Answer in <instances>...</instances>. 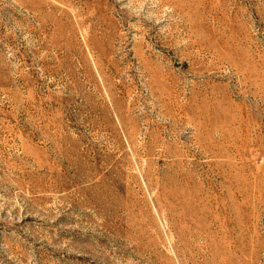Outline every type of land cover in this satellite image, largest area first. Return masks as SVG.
I'll use <instances>...</instances> for the list:
<instances>
[{
    "label": "rangeland",
    "instance_id": "374dc122",
    "mask_svg": "<svg viewBox=\"0 0 264 264\" xmlns=\"http://www.w3.org/2000/svg\"><path fill=\"white\" fill-rule=\"evenodd\" d=\"M0 264H264V0H0Z\"/></svg>",
    "mask_w": 264,
    "mask_h": 264
}]
</instances>
